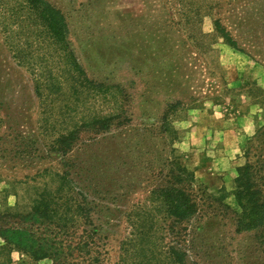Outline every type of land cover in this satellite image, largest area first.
Returning a JSON list of instances; mask_svg holds the SVG:
<instances>
[{"label":"rangeland","instance_id":"obj_1","mask_svg":"<svg viewBox=\"0 0 264 264\" xmlns=\"http://www.w3.org/2000/svg\"><path fill=\"white\" fill-rule=\"evenodd\" d=\"M47 1L89 82L26 0H0V227L30 229L50 255L12 264H171L172 246L186 264H264V227L237 230L234 196L249 165L264 197V0ZM195 110L239 131L233 174L197 176ZM108 117V132L81 128ZM163 187L193 197L194 219L164 212ZM42 201L51 223L26 222Z\"/></svg>","mask_w":264,"mask_h":264},{"label":"trees","instance_id":"obj_2","mask_svg":"<svg viewBox=\"0 0 264 264\" xmlns=\"http://www.w3.org/2000/svg\"><path fill=\"white\" fill-rule=\"evenodd\" d=\"M26 2L30 8L38 14V17L45 24L49 35L55 43L66 48L68 54L66 57L71 61V67H74L78 75L82 77L81 82L84 84L89 82L86 72H84L79 63H77L73 51L69 48V27L61 11L47 0H26ZM215 28L217 34H219L226 43L236 47L235 41L230 37L229 33L223 29L218 21H215ZM113 120V117L95 119L91 122L83 123L81 128L92 130L95 133L108 132L114 125ZM78 129L79 127L73 130L68 137L67 140L70 141V144H73L77 140V133L73 132H76ZM250 168L249 165H246L243 170L242 168L239 169L240 176L236 180L237 188L234 196L242 210L241 218L237 224V230L239 232L245 230H258L264 227V197L261 191L255 188L252 179H248L251 175ZM181 171L186 172L185 169ZM246 175L247 179H245ZM188 179L190 178L188 177ZM158 195L161 200V207L165 209L164 212H166L168 216L175 218L178 222L191 221L196 216L198 211L197 205L193 197L185 190L178 187H163L158 190ZM49 207L50 204H45L44 201H42L38 206L33 208V212L24 216V220L26 222L30 221L33 225L45 224L47 221L51 223L53 211ZM87 208L88 205H84V207L81 208V212L86 211ZM70 212L74 214L72 209H69V213ZM73 220L74 216H67L65 222L74 223ZM0 239L2 240L0 244V264H12L11 255L14 252L26 255L35 262H40L50 256L48 250L28 228L0 227ZM169 251V263L186 264L185 251L176 246L170 247Z\"/></svg>","mask_w":264,"mask_h":264},{"label":"crops","instance_id":"obj_3","mask_svg":"<svg viewBox=\"0 0 264 264\" xmlns=\"http://www.w3.org/2000/svg\"><path fill=\"white\" fill-rule=\"evenodd\" d=\"M192 113L194 119L188 126V135L192 145L196 146L193 151L198 156L194 159L199 166L197 176L205 173L214 176L219 171L233 174L241 162V145L234 144L239 131L220 112L195 110Z\"/></svg>","mask_w":264,"mask_h":264}]
</instances>
